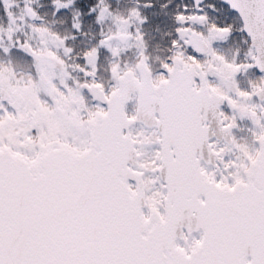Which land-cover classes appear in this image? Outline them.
<instances>
[{"label": "snow or ice", "instance_id": "1", "mask_svg": "<svg viewBox=\"0 0 264 264\" xmlns=\"http://www.w3.org/2000/svg\"><path fill=\"white\" fill-rule=\"evenodd\" d=\"M0 264H264V0H0Z\"/></svg>", "mask_w": 264, "mask_h": 264}]
</instances>
